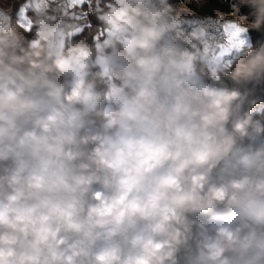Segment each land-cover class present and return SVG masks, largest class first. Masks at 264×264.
Listing matches in <instances>:
<instances>
[{"label":"clouds","instance_id":"clouds-1","mask_svg":"<svg viewBox=\"0 0 264 264\" xmlns=\"http://www.w3.org/2000/svg\"><path fill=\"white\" fill-rule=\"evenodd\" d=\"M217 2L0 0V264H264V0Z\"/></svg>","mask_w":264,"mask_h":264},{"label":"trees","instance_id":"trees-1","mask_svg":"<svg viewBox=\"0 0 264 264\" xmlns=\"http://www.w3.org/2000/svg\"><path fill=\"white\" fill-rule=\"evenodd\" d=\"M212 6L213 7H222L221 5L218 4L217 0H212Z\"/></svg>","mask_w":264,"mask_h":264},{"label":"snow or ice","instance_id":"snow-or-ice-1","mask_svg":"<svg viewBox=\"0 0 264 264\" xmlns=\"http://www.w3.org/2000/svg\"><path fill=\"white\" fill-rule=\"evenodd\" d=\"M237 31H240L239 29Z\"/></svg>","mask_w":264,"mask_h":264}]
</instances>
